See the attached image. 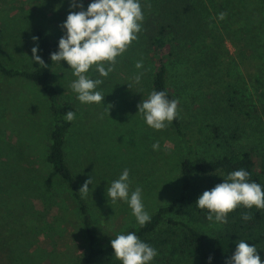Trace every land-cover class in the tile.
Instances as JSON below:
<instances>
[{
  "label": "rangeland",
  "instance_id": "rangeland-1",
  "mask_svg": "<svg viewBox=\"0 0 264 264\" xmlns=\"http://www.w3.org/2000/svg\"><path fill=\"white\" fill-rule=\"evenodd\" d=\"M173 1L141 0L144 20L138 39L117 57L115 70L108 77H100L94 69L89 71L90 78L103 80L97 88L105 96L102 103L84 104L76 99L70 88L76 77L66 61L55 70V84L79 110L70 149L74 165L85 180L92 177L86 199L100 246L111 244L116 235L138 224L126 202L113 203L107 197V186L125 168L129 169L130 192L138 186L142 188V202L149 214L181 192L179 164L186 153L183 143L171 123L163 130H154L137 108L151 92L155 70L148 43L152 22L161 19ZM206 1L208 8L191 24L201 39L208 37L207 45H212L202 52L195 51L199 61L212 63L211 76L198 91L193 84L177 81V69L172 67L169 83L179 100L178 116L187 132L195 131L200 137L211 124L225 129L238 127L237 138L228 145L264 151V0ZM91 2L82 0L84 10ZM70 3L71 0H0V5L9 8L5 25L0 28V57L13 66H37L31 59V50L37 44L32 40L34 27L41 26L54 37L62 35L60 25L69 11H80L70 9ZM221 12L227 13L223 20L218 19ZM198 45L183 42L180 50L172 52V61L179 54L181 59L195 64L187 51ZM141 59L144 68L138 70L135 63ZM140 72L143 75L137 84L132 77ZM226 74L239 88L251 116H241L242 119L221 106ZM108 105H112L109 113L105 110ZM52 126L50 100L35 82L0 75V264H79L88 254L77 206L61 185L45 201L41 197L11 196L25 187L21 176L18 181L13 178L12 169L25 178H30V171L39 169L48 175L45 156ZM233 132H226L227 138ZM157 141L160 148L154 151L152 144ZM226 148L224 139L218 138L200 146L208 154H219ZM47 178L54 184L51 175ZM29 191L37 195L38 190ZM170 215L205 231L215 226L213 222L191 220L187 205L183 215ZM184 264L194 263L186 258Z\"/></svg>",
  "mask_w": 264,
  "mask_h": 264
},
{
  "label": "trees",
  "instance_id": "trees-1",
  "mask_svg": "<svg viewBox=\"0 0 264 264\" xmlns=\"http://www.w3.org/2000/svg\"><path fill=\"white\" fill-rule=\"evenodd\" d=\"M206 2L208 1L174 0L165 8L166 12L161 15V19L152 22L153 31L150 33L148 43L153 54L151 60L154 62L155 70L151 77L150 89L151 91H165L169 100L177 99L169 83L173 66L177 69L175 75L177 81L193 84L198 91L211 76L209 64L212 63L205 60L199 61L195 56V51L202 52L207 50L208 46L211 48L212 45H207L208 37L201 39L191 24L192 20L200 19L202 11L208 8ZM210 2L213 3L214 0ZM8 12L9 8L0 5V28L5 25L4 21ZM65 32L66 30L62 35L54 37L43 27H34L33 33L39 38L37 41L39 55L47 67L39 64L31 68L13 66L0 57V75L6 78H25L35 82L50 100L53 119L45 160L49 168L47 176L51 175L54 184L48 180L43 170L30 171V178H25L17 169H12L13 178L18 181L21 176L25 187L21 192L11 194V196L12 198L15 196L41 197L45 201L49 193L61 185L70 193L77 206L80 224L87 241L88 254L79 264H121L115 258L111 244L103 246L98 244L99 238L87 199L79 194L85 176L75 167L73 152L70 149L72 130L79 118V110L61 94L53 79L56 68L63 61L58 63L50 59L51 53L58 51L59 39ZM185 41L199 44L197 48L191 47L187 51L195 64L181 59L179 54H176V59L172 61V52L180 50ZM227 72L229 75V71ZM227 74L220 99L221 106L232 110L240 117L251 116L245 109L239 88L232 84ZM68 111L75 113V119L71 122L65 118ZM171 125L186 151L179 164L182 181L180 195L171 202L159 206L150 214L151 220L144 226L132 225L121 233L134 232L143 242L157 250L158 254L150 264H184L186 258L194 264L195 261L197 264H209V256L212 257L211 264H226V261L234 254L236 243L240 239H244L250 246L257 247V254L264 264V209L255 207L247 209L240 206L228 214L226 224L215 223L209 231L196 228L170 215H183L187 205L191 220L208 222L206 219L208 211L198 208L195 202L205 190H211L215 185L222 183L223 177L234 170L245 169L250 174L249 181L257 182L264 188V151L228 145L227 142L237 138L238 127L225 129L223 126L211 124L200 137L195 131L187 132L179 116L171 122ZM230 130L234 132L227 138L226 132ZM217 138L224 139L226 142L227 148L223 152L208 154L207 151H201L200 146H203L204 141ZM37 174L39 177L35 176ZM22 186L23 184L20 187ZM18 187L15 189L17 190ZM31 189L38 190L37 195L29 191ZM245 212L251 214L252 219L243 220L241 217Z\"/></svg>",
  "mask_w": 264,
  "mask_h": 264
},
{
  "label": "clouds",
  "instance_id": "clouds-1",
  "mask_svg": "<svg viewBox=\"0 0 264 264\" xmlns=\"http://www.w3.org/2000/svg\"><path fill=\"white\" fill-rule=\"evenodd\" d=\"M148 7H151L149 4ZM79 8L80 11H69L66 21L60 25L65 34L59 39L58 51L51 53V61H66L73 75L76 77L70 88L76 94V99L84 104L102 103L104 95L97 88L103 83L102 79H93L88 75L94 69L100 77H108L115 70L117 57L123 55L138 39L137 34L142 30L144 20L141 0H92L87 10L77 0H71L70 9ZM227 13L218 14L223 20ZM38 37L33 36L34 42ZM38 43L32 48V61L47 67L43 59L37 55ZM136 69H143V59L135 63ZM143 72L132 77L139 83ZM130 88V86L128 85ZM178 99L169 100L165 91L153 90L147 98L137 104L138 113L147 126L154 130L165 129L178 116ZM112 105L105 106L109 113ZM66 120L75 119V113L68 111ZM153 150H159V142L152 144ZM249 172L241 168L229 172L223 177V182L215 185L211 190H205L196 200L200 209H206L209 222L226 224L229 213L238 207L264 209V188L257 182L249 181ZM92 177L85 180L79 189L81 197H86ZM107 197L115 203L117 200L126 202L137 223L142 227L150 222L151 216L145 210L142 202V188L136 187L130 192L129 169L125 168L118 179L107 186ZM247 221L252 215L245 212L241 217ZM114 256L121 264H150L157 256V250L143 242L134 232L121 233L111 241ZM212 257H208L211 264ZM226 264H262L257 254V247L250 246L244 239L236 243L234 254Z\"/></svg>",
  "mask_w": 264,
  "mask_h": 264
}]
</instances>
